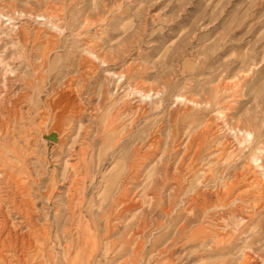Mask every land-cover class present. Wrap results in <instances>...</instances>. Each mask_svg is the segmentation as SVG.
<instances>
[{"label": "rangeland", "instance_id": "rangeland-1", "mask_svg": "<svg viewBox=\"0 0 264 264\" xmlns=\"http://www.w3.org/2000/svg\"><path fill=\"white\" fill-rule=\"evenodd\" d=\"M263 223L264 0H0V264H264Z\"/></svg>", "mask_w": 264, "mask_h": 264}, {"label": "bare ground", "instance_id": "bare-ground-1", "mask_svg": "<svg viewBox=\"0 0 264 264\" xmlns=\"http://www.w3.org/2000/svg\"><path fill=\"white\" fill-rule=\"evenodd\" d=\"M109 139H111V137ZM122 156L123 155H121V157ZM121 165H122V163H121ZM237 176H239V175H237ZM234 177H233V179H234ZM239 177H241V176H239ZM250 178H252V177H250ZM255 182H257V181L250 180L249 182H247L248 184L244 188H242V189H239L238 188L239 187V185H238L239 184V180L238 179L235 180L231 185H228V183H226L228 186H226L225 189L223 191H221L218 195L216 194L217 200L224 201L226 199V197L228 196V194H230L232 192H237L236 193V198L237 199H240L241 201L243 200V202L245 203V207H242V209L245 210L246 206H252V207L258 206V205H260V200L263 199L262 198L263 197V194H261V192L259 190L258 191H255V193H251V190L255 186V184H254ZM199 197H200V195L197 197L198 198L197 199V201H198L197 204L199 205L198 210L200 212H202L203 216H205V215H207L206 214L207 213L206 211L210 208L211 203H209L207 201V199L209 200V198H207L206 196H204V194H203V198L202 197H201L202 199L200 198L201 200L199 199ZM194 198H195V201H196V197L195 196H194ZM210 199H212V198H210ZM221 199H223V200H221ZM192 202H194V201L192 200ZM219 204H220V202H219ZM198 205H197V207H198ZM167 214H168V212H167ZM245 215L243 214V217L244 218H247V216L245 217ZM250 219H251V217H249L248 219L245 220V222L243 223V225L240 226L239 232L240 233H243V232L250 233L251 232V237H256L258 235H254V232L256 231L257 228H259V226H258L259 223H256V224H254V225L251 226L250 225V222H249ZM237 220H238V218H237ZM204 227H206V225ZM204 227H202V225H200L195 230H189V228H187V226L184 223L181 224V226L179 227V229L182 231L183 237L185 239L183 241L182 245H184V246H194V247L197 246V247H202V246L207 245L208 242H210L211 244H214L213 245V249H212L213 252H217L220 255L227 253L230 250V248L232 247L231 246L232 243H231V240H230L231 237L228 236L226 238L225 237H220L219 238L218 235H215V234L206 232ZM219 234H221V233H219ZM162 236L163 235H161L159 238H162ZM252 253H254V254H252ZM251 255H255V252L253 250L251 252ZM249 256H248V253H246V252H244V254H243L242 257H239L237 255L236 256L235 255L233 256V255L230 254V255H228L226 257H222V258H219V259H214L213 258L212 261H209L206 264H256V262L258 261L257 260L258 258L256 257L257 259H255V258H253L254 256H250V257H252L250 259ZM261 261L264 263V257H261Z\"/></svg>", "mask_w": 264, "mask_h": 264}]
</instances>
